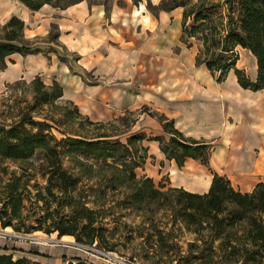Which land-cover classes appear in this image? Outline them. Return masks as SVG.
Instances as JSON below:
<instances>
[{"label": "crops", "instance_id": "obj_1", "mask_svg": "<svg viewBox=\"0 0 264 264\" xmlns=\"http://www.w3.org/2000/svg\"><path fill=\"white\" fill-rule=\"evenodd\" d=\"M135 12L141 14L143 22L136 25L131 22L128 28H123L107 22L102 6L89 10L87 5L80 3L56 12L53 7L44 5L31 12L18 0H0V22L6 23L11 17L19 18L26 24L24 37L29 32L43 39L49 35L50 26L56 25L59 31L57 42L61 49L77 56V68L81 71L79 73L69 61L59 59L63 58L59 51L47 46L53 42L41 40L43 46L35 48L38 50L36 53H14L5 58L6 67L0 71L1 86L18 80L40 78L46 87L58 84L61 100L82 109V115L91 122H109L125 113L141 112L145 108V112L138 113L135 128L148 137L169 138L162 124L172 123L173 130L185 140L214 143L209 167L206 168L191 158L177 167L174 160H166L157 142H146L149 155L155 156L158 163L164 161V173L169 174L170 185L175 188L204 194L209 190L213 173L231 179V185L235 188L238 184L240 187L236 188L242 193L251 192L258 183L264 184V171H260L264 160L262 156L258 157L264 153V141H259L254 147L259 151L255 153L256 163L252 161L254 157L246 158L248 163L250 160L253 163L252 168L249 167L252 170L243 166L245 157L231 161L221 152H225L230 145L231 153L241 151L240 143L235 142L246 134L260 139L264 136V92L243 89L237 82L234 69L218 82L205 65L195 64L193 55L189 57L183 50L176 52L181 36L182 7L161 11L157 21L143 6ZM40 13L50 14L49 19L38 20L39 23L31 28V22L37 21ZM235 50L239 57L252 55L239 46ZM251 59L254 74L247 75V78L254 82L257 64L253 55ZM235 69L248 73L241 57L236 61ZM231 125L235 127L232 129ZM229 135L235 142H225ZM219 155L222 159L226 158L224 164ZM225 166L233 169L232 176L235 173L241 178L230 177ZM62 251L61 257L65 256L67 260L61 259L58 264H67L74 259L101 264L90 255ZM22 258L29 259L18 256L13 260ZM29 260L49 264L41 259Z\"/></svg>", "mask_w": 264, "mask_h": 264}, {"label": "trees", "instance_id": "obj_2", "mask_svg": "<svg viewBox=\"0 0 264 264\" xmlns=\"http://www.w3.org/2000/svg\"><path fill=\"white\" fill-rule=\"evenodd\" d=\"M18 1L35 12L44 5L64 9L82 0L63 7L59 0L54 3L53 0ZM225 5L227 30L224 39L229 50L226 48L223 52L235 54L237 46L249 50L256 58V80L250 81L243 71L235 69L234 63L227 61L226 65H220V56L214 62L201 63L212 74L220 71L218 82L225 78L230 69H234L237 82L243 89L264 92V0H226ZM181 6L175 5L168 10ZM208 11L191 13L194 27L189 31V37L200 26H207ZM187 16L189 14H185L184 19ZM199 22L202 24L196 26ZM25 28L26 24L17 17H11L0 25L3 32L0 36V71L6 67V57L14 53L28 54L32 50L24 39ZM31 86L37 106L50 104L62 96L61 87L56 83L47 89L36 78ZM163 127L171 128L169 133L179 139L171 152L161 146L170 159H175L178 167L187 158L199 160L202 165L208 166L209 144L185 140L173 130L172 123H165ZM52 129L49 124L29 117H20L11 124L0 123V227L11 228L19 234L43 231L46 234L57 233L58 238L71 236L79 245L93 247L96 244L102 251L113 252L114 246L110 241L114 233L110 232L105 218L101 216L102 208L91 202L89 196L82 195L80 186L83 178L63 165L68 156L76 150L83 151L82 145L88 142L71 138L57 140ZM155 140L160 145L163 142L160 138ZM38 152L43 154L45 160L34 168L32 158ZM122 174L127 182L136 181L131 170L123 169ZM140 183L130 201L139 205L159 202L166 206L172 212L173 221L181 222L195 237L189 247L191 252L196 251L200 255L199 264H264L263 183H258L251 192L242 193L226 177L213 173L209 190L204 194L174 188L161 192L154 189L150 179ZM111 187L112 191L117 190L116 186ZM100 193L105 194L103 189ZM127 201L124 204L129 205ZM140 209L139 206L137 210ZM158 233L161 235V232ZM73 263L90 264L81 259L67 264ZM0 264L41 263L27 258L13 260L12 255L0 254Z\"/></svg>", "mask_w": 264, "mask_h": 264}, {"label": "rangeland", "instance_id": "obj_3", "mask_svg": "<svg viewBox=\"0 0 264 264\" xmlns=\"http://www.w3.org/2000/svg\"><path fill=\"white\" fill-rule=\"evenodd\" d=\"M54 1L52 2L54 3ZM78 1L80 0H59L62 7ZM225 1L159 0L154 3L156 0H82L76 4L83 3L89 7V10L92 7L102 6L106 19H108L107 22L115 23L118 27L121 26L123 28H128L131 22L133 25L143 22L140 17L141 14L135 12L140 6L145 7L147 13L157 21L161 11L173 8L175 5H182L181 36L177 43L179 47H177L176 52L183 50L187 56L190 55L189 57H191L193 55L197 65H205L201 63L203 61L214 62L217 56H220V65H226L225 62L227 61L235 65L236 61L241 57L247 66L248 73L245 72L246 77L247 75L251 76L254 74L252 55H241L239 57V54L236 53V48L234 49L235 54L223 52L227 48L224 39L225 30H227V20L225 19L227 7ZM54 9L56 12L63 10ZM197 10H209V18L205 21L207 26H200L192 34L193 36L189 37L188 33L194 27L191 13ZM185 14H189V17L187 16L184 19ZM49 17L50 14L40 13L37 21L31 22V28L35 27L39 21L49 19ZM55 17L58 20V17ZM3 24L5 22H0V25ZM198 24H202V22L197 23L196 26ZM213 29L216 31H213ZM58 32L56 25L50 26L49 35L43 39L26 32L24 39L32 49L29 54L36 53L38 50H35V48L43 46L41 40L42 42L46 40L53 42L47 46L56 48L60 56L63 57L59 59L69 61L80 73L81 71L77 68V56L61 49V45L57 42ZM2 35L3 32L0 30V36ZM231 70L233 69H230L226 76ZM10 72H12V69H10ZM219 74L220 71H215L212 75L216 79ZM10 75L11 77L13 76L12 73ZM38 79L42 82L40 78ZM89 80L92 81L91 78ZM32 81L18 80L3 87L0 81V123L11 124L20 117H29L32 120L52 126V134L57 140L66 138L87 140L86 142L88 143L82 145L84 150H76L74 154L64 160L63 165L65 169L83 178L84 181L80 186V192L84 196H89L91 202L102 208L101 216L105 218L104 222L107 223V228L110 232L114 233L113 239L110 241V244L114 246V251L107 253L126 264H199L201 262L200 255L196 251L191 252L189 247V243H193L195 237L184 228L181 222L178 220L173 221L172 212L166 206L163 207L159 202L139 205L130 201L133 194H135L136 188L141 186L140 182L144 179H150L154 189L161 192H166L170 188L182 189L170 185L169 174H165L163 170L165 167L164 161L158 163L155 156L149 155V151L146 148L147 141H155L159 144V149L166 160L175 161V159H170L161 150V146H163L171 152L175 148L176 143H179L178 137L169 133L171 128H164L163 124L165 123L162 124L164 133L169 136L167 139L163 138V136L148 137L140 130H137L135 122L137 121L138 113L145 112V108H142L141 112L125 113L122 117L109 122L96 123L89 121L88 118L83 116L82 109H77L72 103L64 102L61 98L50 104L37 106L35 102L36 95L31 86ZM46 88L49 89L50 87ZM94 118L92 116V120ZM231 127L233 129L235 126L231 125ZM256 128L263 130L261 127ZM230 135L225 142H230L231 140L235 142L232 138L233 136L231 137ZM140 138L143 139L140 140ZM155 138L162 139V144L160 145V142L155 140ZM172 138L173 142H171ZM259 141H264V136L260 139L246 134L244 138L242 137L241 140L235 142L236 144L240 143L241 151L231 153L230 148L232 145H230L225 152L222 150L221 152L231 161L242 160L245 157L246 162L242 161L243 166L248 167L247 170H252L249 167L252 168L253 163H256V154L259 151L254 150V147L258 146ZM221 142L224 141L221 140ZM199 143L211 146L208 166H205L208 168L210 156L214 151V143L208 141H199ZM221 145L223 146V143ZM219 151L220 149L214 154V158L219 154ZM248 156L254 157L252 159L253 163H250L251 160L248 163L246 159ZM260 156L264 160V153H261L258 157ZM220 157L223 163L226 158L222 159V156ZM44 160L43 154L38 152L32 158L34 168H38L43 164ZM123 169L133 172L136 180L134 183L127 182L126 177L122 174ZM237 170L241 169L237 168ZM225 171H228L230 177L241 178L235 173L233 176L231 175L233 173L231 167L226 168ZM260 171H264V167ZM187 180H194V178H188ZM229 180L231 182V179ZM111 186H116L117 190L112 191ZM237 186L239 185L237 184ZM237 186H235V189H237ZM101 189L105 192L104 196L100 193ZM125 200H128L127 204L129 205L124 204ZM139 206L141 209L137 210ZM158 232H161V235ZM61 238H58L57 233L46 234L43 231H37L32 234H19L15 233L11 228L6 230V228L2 229L0 227V253L11 254L13 257L26 256L29 259H41L49 264H58L61 259L67 260L65 256L61 257L62 250H70L84 256L90 255L93 260H97L101 264H114L101 257L98 253L86 247L78 246L74 238H72V242H64ZM42 240L44 241L42 242ZM159 240H162V242L159 243ZM93 247L98 251H102L96 247V244Z\"/></svg>", "mask_w": 264, "mask_h": 264}, {"label": "built area", "instance_id": "obj_4", "mask_svg": "<svg viewBox=\"0 0 264 264\" xmlns=\"http://www.w3.org/2000/svg\"><path fill=\"white\" fill-rule=\"evenodd\" d=\"M78 246L86 247V248L98 253L101 257H103L104 259L108 260L109 262H113L114 264H126L122 260L112 257L110 255V253L103 252V251H98L94 247L83 246V245H79V244H78Z\"/></svg>", "mask_w": 264, "mask_h": 264}, {"label": "bare ground", "instance_id": "obj_5", "mask_svg": "<svg viewBox=\"0 0 264 264\" xmlns=\"http://www.w3.org/2000/svg\"><path fill=\"white\" fill-rule=\"evenodd\" d=\"M6 230H10V228H6ZM61 240L64 241V242H72V241H73L72 237H65V236L62 237ZM40 241H41V240H40ZM43 241H44V240H42V242H43ZM62 241H61V242H62Z\"/></svg>", "mask_w": 264, "mask_h": 264}, {"label": "water", "instance_id": "obj_6", "mask_svg": "<svg viewBox=\"0 0 264 264\" xmlns=\"http://www.w3.org/2000/svg\"><path fill=\"white\" fill-rule=\"evenodd\" d=\"M77 245V244H76Z\"/></svg>", "mask_w": 264, "mask_h": 264}]
</instances>
